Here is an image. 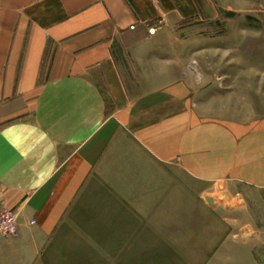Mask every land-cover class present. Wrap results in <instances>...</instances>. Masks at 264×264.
<instances>
[{
	"label": "crops",
	"instance_id": "obj_1",
	"mask_svg": "<svg viewBox=\"0 0 264 264\" xmlns=\"http://www.w3.org/2000/svg\"><path fill=\"white\" fill-rule=\"evenodd\" d=\"M217 15L213 0H0V211L19 228L0 264L144 253L185 218L215 236L216 190L264 191V122L211 115L172 31ZM229 248L187 261L229 264Z\"/></svg>",
	"mask_w": 264,
	"mask_h": 264
},
{
	"label": "rangeland",
	"instance_id": "obj_2",
	"mask_svg": "<svg viewBox=\"0 0 264 264\" xmlns=\"http://www.w3.org/2000/svg\"><path fill=\"white\" fill-rule=\"evenodd\" d=\"M213 3L218 13L215 19L205 23L193 22L188 26L186 23L180 26L176 23L172 31L178 38H186L184 44H179L183 46L186 58L191 52L198 54L193 57V66L198 69L194 73L195 77L198 75L196 87H206L208 92L203 99L205 105L211 103L210 114L232 121L253 120L262 123L264 0H213ZM238 191L241 192L239 197L222 189L216 190V202L209 197L213 201L212 206L215 203L217 207L213 212L216 218H210V224L215 226V236L211 231L199 228L207 218H185L183 235L173 236L167 232L164 237L168 240L162 243L159 237L152 235L151 249L144 253L138 250L118 251L116 245H110L115 249L100 250L96 254L91 252L92 247L88 245L83 259L76 257L80 256L78 253L66 255L56 251V264H190L187 261L191 255L189 250L199 247V252H203L198 253L201 256L214 247L219 250L221 244L230 247L227 251L233 255L231 264H264V191L243 187ZM209 198L206 200L208 203ZM197 238L200 245L196 244ZM16 239H0V243ZM111 239H114V243H109L116 244L118 236ZM139 247L143 246H136ZM52 256L53 251L47 252L39 264H55Z\"/></svg>",
	"mask_w": 264,
	"mask_h": 264
},
{
	"label": "built area",
	"instance_id": "obj_3",
	"mask_svg": "<svg viewBox=\"0 0 264 264\" xmlns=\"http://www.w3.org/2000/svg\"><path fill=\"white\" fill-rule=\"evenodd\" d=\"M33 222L31 223V225ZM19 236L18 213L13 210L0 211V239H16Z\"/></svg>",
	"mask_w": 264,
	"mask_h": 264
}]
</instances>
